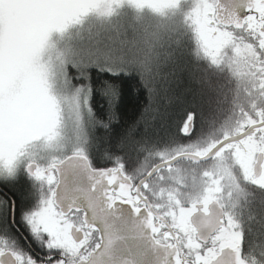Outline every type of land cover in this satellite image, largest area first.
Here are the masks:
<instances>
[{
  "label": "snow or ice",
  "instance_id": "obj_1",
  "mask_svg": "<svg viewBox=\"0 0 264 264\" xmlns=\"http://www.w3.org/2000/svg\"><path fill=\"white\" fill-rule=\"evenodd\" d=\"M0 264H264V0H0Z\"/></svg>",
  "mask_w": 264,
  "mask_h": 264
},
{
  "label": "trees",
  "instance_id": "obj_2",
  "mask_svg": "<svg viewBox=\"0 0 264 264\" xmlns=\"http://www.w3.org/2000/svg\"><path fill=\"white\" fill-rule=\"evenodd\" d=\"M134 85L132 82H129V87H133ZM139 114V108H138V98L130 93L129 98H126V111H125V119L128 120H134ZM159 124V122H158ZM165 129H161V134Z\"/></svg>",
  "mask_w": 264,
  "mask_h": 264
},
{
  "label": "flooded vegetation",
  "instance_id": "obj_3",
  "mask_svg": "<svg viewBox=\"0 0 264 264\" xmlns=\"http://www.w3.org/2000/svg\"><path fill=\"white\" fill-rule=\"evenodd\" d=\"M26 187H27V185H26V180H25V178L22 176V177L20 178L19 183L17 184V190L20 191V192H24V191L26 190Z\"/></svg>",
  "mask_w": 264,
  "mask_h": 264
}]
</instances>
